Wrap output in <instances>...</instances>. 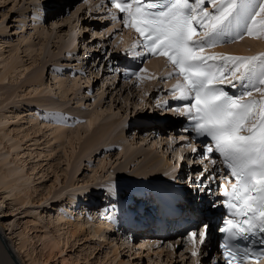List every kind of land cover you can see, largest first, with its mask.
<instances>
[{"label": "rangeland", "instance_id": "1", "mask_svg": "<svg viewBox=\"0 0 264 264\" xmlns=\"http://www.w3.org/2000/svg\"><path fill=\"white\" fill-rule=\"evenodd\" d=\"M97 5V0H0V76L5 73L4 65L11 62L15 67L0 81V174L8 169L17 173L3 175L0 182L8 184L13 177L24 174L23 180L28 179L22 188L27 186L31 191L28 202L20 203L17 196L23 192L16 195V188L5 190L9 196L6 203L0 204L1 236L15 251L18 264H188L189 260L180 257L184 252L181 244L176 248L173 241L151 229L147 217L143 223L137 218L145 212L143 201L149 205V191L158 202L171 203V197L176 196L170 192L176 176L189 188L187 198L194 203L195 197L202 194L189 177H195L200 170L195 162L190 164L188 152L181 156L185 145H175L181 136H169L180 121L178 116L157 107L165 96V81L143 79L138 85L124 86L118 77L115 84L114 53L129 46L130 35L122 30L111 35L109 30L114 24L110 26L109 18ZM261 41L264 39L248 37L240 44L249 47ZM225 52L230 53L227 49ZM246 52L256 55L264 48L258 46ZM36 78L42 84L35 91ZM56 112L65 115V137L59 141L51 134L56 125L49 117ZM90 115L96 119L88 128ZM100 129L106 131H102L101 141L88 142L92 133ZM150 160L155 162L153 166ZM174 168L181 174L175 175ZM158 169L165 172L168 185L163 191ZM131 185L135 191L129 188ZM71 198L75 200L72 204ZM125 201L129 204L126 212L131 215L135 210L137 220L130 222L129 214L124 217L127 222L117 219L123 215H118L117 207ZM193 205L201 207L200 202ZM62 215L74 223L81 221L80 215L94 218L95 224L105 225L107 220L111 226L103 227L105 237L92 236V223L86 224L85 218L84 227L71 228L66 220L60 221ZM37 221L44 222L43 227ZM209 226L205 248L214 254L215 235ZM146 230L170 242L169 247L161 241L152 245L151 238L137 242L131 239L135 232L142 235ZM44 234L59 239L58 246L44 249L40 242ZM118 234L128 237V245L139 250L121 244ZM145 240H150V248L142 246L146 251L139 245Z\"/></svg>", "mask_w": 264, "mask_h": 264}, {"label": "snow or ice", "instance_id": "2", "mask_svg": "<svg viewBox=\"0 0 264 264\" xmlns=\"http://www.w3.org/2000/svg\"><path fill=\"white\" fill-rule=\"evenodd\" d=\"M97 7L137 34L124 50L126 55L167 61L171 70L158 77L141 76L147 71L142 66L124 71L138 81L176 78L168 92L179 105L170 111L189 121L185 132L210 140L203 146L201 163L208 160L212 167L204 166L189 181L201 192L206 189L200 185H218L219 206L226 213L218 228L224 264H258L264 259V52L245 56L206 49L245 35L264 39V0H101ZM225 84L240 91L230 94ZM166 105L165 101L157 107ZM191 151L199 150L191 147ZM212 154L221 159H212ZM209 227L193 229L185 238L197 264L204 255ZM256 244L261 247L254 248ZM210 264L220 262L212 258Z\"/></svg>", "mask_w": 264, "mask_h": 264}, {"label": "bare ground", "instance_id": "3", "mask_svg": "<svg viewBox=\"0 0 264 264\" xmlns=\"http://www.w3.org/2000/svg\"><path fill=\"white\" fill-rule=\"evenodd\" d=\"M128 35V34H127ZM129 36V35H128ZM249 36H247V35H245L244 36V38L240 41V42H238V43H236L237 45H235L234 46V44L230 47V48H225L226 46H224V47H222V48H218L217 49V51H221V50H223V52H225V50L227 49L228 51H230V53L232 54V55H242V54H244L245 55V53L247 54V53H249V52H246V51H249V49L251 48L252 50H254V48L255 49H257V47L258 46H260L261 48H264V41H261V42H258V43H256V44H254V46H251V44L249 45V47H247L248 45L247 44H240V43H242L246 38H248ZM73 41V40H72ZM247 43V42H246ZM253 45V44H252ZM70 46H71V44H70ZM251 46V47H250ZM64 48V47H63ZM71 48V47H70ZM74 50V49H73ZM251 54H253V52L252 53H249V54H247V55H251ZM162 65V61L161 60H152V61H150V62H148L146 65H145V69L147 70L146 72L147 73H151V74H153L154 73V71H157L158 69H159V66H161ZM94 67V66H93ZM3 69H4V74L2 73V75L0 76V81H2V80H4L5 78H6V74H8L10 71V69H15V67H14V64L13 63H9V65H4L3 66ZM146 72H144V73H141V76H143L144 75V77H146V75H147V73ZM108 74V73H107ZM106 76V75H105ZM151 76V75H150ZM34 81H36V83H35V85H36V87L34 88V90L36 91L37 90V88H38V86H41V84H42V81L40 80V79H34ZM169 82H172L170 79H169V81L167 80L166 81V83H169ZM71 88H66V90H70ZM0 115H2V114H0ZM4 116V115H3ZM45 116L47 117V114H45ZM91 116V115H90ZM5 117V116H4ZM49 117L51 118V120H52V123L54 124V125H56V127H55V129L53 130V131H51V134L52 135H54V138L55 139H57L58 141L59 140H61V139H63V137H65V131H64V121H65V115H62L60 112L58 113V112H56V113H53V114H51V115H49ZM95 117H97V116H95ZM2 118V117H1ZM5 119H6V117H5ZM31 119V118H30ZM96 118H94L93 116H91L90 118H88V128H90L91 126H92V124L94 123V120H95ZM2 122V121H1ZM172 122V121H171ZM168 123V122H167ZM111 125V124H110ZM112 126V125H111ZM105 127V126H104ZM106 128V127H105ZM13 129V128H12ZM105 131V129H100L98 132H95V133H92V136L88 139L89 141L88 142H90V143H94V142H98L100 139H101V136H102V134H104V133H102V131ZM107 130V129H106ZM142 129H140L139 130V132L142 134V131H141ZM106 132V131H105ZM144 132V131H143ZM151 132V131H150ZM165 132L166 131H164V136H165ZM170 134H169V136L172 134V132L170 131L169 132ZM182 138L184 139V137L181 135V138H180V140H182ZM3 140V139H2ZM101 141V140H100ZM114 141H117V140H113L112 142H114ZM184 142V141H183ZM155 143V142H154ZM97 144V143H96ZM181 145L182 146V142L181 141H178V143H176L175 145ZM95 145V144H94ZM180 146V147H181ZM119 149H120V151L122 150L121 149V146L119 147ZM18 151V150H17ZM151 159V158H150ZM150 161H152V166H153V164L155 163L153 160H150ZM189 163V162H188ZM90 165V164H89ZM158 166L160 167L161 165H159L158 164ZM18 168V167H17ZM9 170V169H8ZM7 170V171H8ZM92 171H94L93 169H91ZM6 171V173L5 172H3V173H1L0 174V179H2V178H5V176H10V175H13V176H15V174H17L16 172H15V169H11L9 172H7ZM2 172V171H1ZM157 174L159 175L160 174V176L161 177H159L160 179L159 180H161L162 182H161V184H162V186L160 187L161 189H162V191L165 189V187H167L168 185H166V183H167V181H165V178H164V174H165V172L163 171V170H161V169H158V172H157ZM2 175V176H1ZM3 175H5V176H3ZM24 175V174H23ZM23 175H21V176H18L17 178H14L13 177V179H12V181L10 182V183H8V184H6V183H2V182H0V204L1 205H3V203H6V199H7V197L9 196V193L7 194V189H9L10 191H12L13 189L14 190H16L17 189V193H16V195L17 194H19V193H21V192H23V195H18L17 196V199L18 200H20V203H22V202H24V201H26V202H28V198L30 197V195H31V191L29 192V188L27 189L26 187L27 186H25V188H22L24 185H25V178H27L28 179V177H25L24 178V180H23ZM23 176V177H22ZM164 178V179H163ZM19 179H22L21 180V182H20V184H18L19 183ZM158 180V181H159ZM8 181V180H7ZM17 181H18V183H17ZM27 181H29V180H27ZM182 181H184V180H182ZM169 182V181H168ZM111 184V183H110ZM119 185V184H118ZM188 185V184H187ZM119 186H121V185H119ZM165 186V187H164ZM171 187V186H170ZM16 188V189H15ZM131 190H136V189H134V186L133 185H131V187H129ZM189 189V188H188ZM6 190V191H5ZM159 190V189H158ZM159 192V191H158ZM133 193V192H132ZM135 193V192H134ZM198 193V192H197ZM110 194V193H109ZM155 194H157V193H155ZM164 194V193H163ZM163 196V195H162ZM201 196V195H200ZM199 196V197H200ZM208 196V195H207ZM110 197H111V195H109V199H110ZM160 197V196H159ZM169 197V196H168ZM128 198V197H127ZM140 198V197H139ZM189 198V197H188ZM196 199L194 200V203H192L191 202V206L194 208L195 207V211L196 212H201V213H203V212H205L206 210L207 211H210V212H212V210L211 209H206L204 206V204L206 203L205 201H202L201 202V208H200V206H197V205H193V204H197L198 202H200L201 200L200 199H198L197 197H195ZM207 198V197H206ZM210 198H212L211 196H210ZM129 199H132V196L131 197H129ZM162 199H166V196L164 195L163 197H162ZM126 200V199H125ZM159 200V199H158ZM78 201V200H77ZM131 201H133V200H131ZM70 204H72V202H73V199L71 198L70 199ZM74 202H75V200H74ZM73 202V203H74ZM127 202L128 201H125V202H123L122 204H124L123 206H122V208H121V206L120 205H118V207H117V212H118V215H120V214H123V215H121V216H117V219L118 218H120V220H119V222H121L122 220H123V222H127L126 221V219L124 218L127 214H129L128 212H126V211H128V208H126V206H128L129 204H127ZM167 202H168V200H167ZM108 203V202H107ZM135 203V202H134ZM136 204V203H135ZM75 205V204H74ZM93 206V205H92ZM93 208V207H92ZM95 208V207H94ZM93 208V209H94ZM130 208V207H129ZM127 209V210H126ZM133 209V208H132ZM132 209H131V211H132ZM134 210V209H133ZM112 212V211H111ZM134 213H135V210L133 211V212H131V215H130V217H129V221L131 222V221H133L134 219H136L135 218V215H134ZM140 213V212H139ZM138 213V214H139ZM142 213H140V215H141ZM207 214H209V212H207ZM5 215V214H4ZM113 215V217L115 216V213L114 212H112V214H111V216ZM139 215V216H140ZM170 215H171V213H170ZM138 216V217H139ZM153 216V215H152ZM79 217V219H83V218H85V220H82L81 219V221H78L77 220V223L75 222H72V220H67V217L65 216V215H62L61 216V218H60V221H62V220H66V222L65 223H67V224H69V225H71L70 227L71 228H75L76 226H78V227H76V228H79V227H84V224H83V222L85 221L86 222V224H90V223H92V230L91 229H89L90 231H91V234H92V236H97V235H99V237L102 235V237H105L106 235H103V227H107V228H110V226H111V222H107V220H106V222H104L105 223V225L102 223V222H100V223H98L97 222V224H95L94 223V218H86L85 216L84 217H80V215L78 216ZM77 218V217H76ZM147 218H149V217H147ZM128 219V218H127ZM54 220L55 219H53L52 221H51V223L53 224L54 223ZM162 220V219H161ZM159 221L158 222V225H157V227H160V228H162V229H164V228H166V227H169L170 226V224H168L167 223V220H164V221ZM60 221L59 220H56L55 222L56 223H60ZM139 221V220H138ZM40 225L39 226H41V227H43V224H44V222H41V221H37ZM129 223V222H128ZM133 224V223H132ZM152 224V223H151ZM154 224V223H153ZM155 225V224H154ZM154 225H152V227H151V229L153 230L154 228ZM36 226H38V225H36ZM135 226V225H134ZM137 226V225H136ZM133 227V226H132ZM131 227V228H132ZM37 228H39V227H37ZM41 230H43V229H41ZM74 230V229H73ZM76 230V229H75ZM105 230V229H104ZM134 230V229H133ZM2 231H3V224H2V222H0V264H18V262L15 260V256H14V253H15V251H13V249L11 250L10 249V247H9V245L6 243V239H5V237L2 235L1 236V233H2ZM77 231V230H76ZM89 232V231H88ZM120 233V232H119ZM129 233V232H128ZM156 233V232H155ZM158 234L160 233V232H157ZM49 234V233H48ZM142 235H140L139 233L137 234L136 232H135V234H134V236L131 238V239H133L134 240V242L136 241H139L140 240V238H146V239H148V238H151V239H153L154 241L152 242V245L153 244H157V243H160V241L162 242V243H166V246L167 247H169L168 246V244L170 245V242H164V240H162V239H158L157 237L159 236H154V233L152 232V231H149V230H146V231H144L143 233H141ZM74 235V234H73ZM213 235H215L214 233H213ZM117 236H119V234L117 235ZM54 236H51V235H46V234H44L41 238L43 239V240H41L40 242H42V247L44 248V249H54L56 246H58L57 244H58V240H55L54 238H53ZM120 237V240H121V244H126L127 246H128V248H130V249H132V248H134L133 247V245L130 247V245H128L129 243H131L130 242V240L128 239V237L127 238H123V237H121V236H119ZM162 237V236H161ZM104 239V238H103ZM128 239V240H127ZM39 240V239H38ZM167 240L168 241H172V238L171 237H167ZM149 242H150V240H145L143 243L141 242V244H139L141 247L142 246H145L146 248H150L149 247ZM20 243V242H19ZM19 245V244H18ZM182 245V244H181ZM209 245V244H208ZM207 245H203L202 247H203V252H204V255L202 256V257H200L199 259H200V261H201V263L203 262V261H207L208 260V258H207V250H206V247ZM21 247V246H20ZM160 247V246H159ZM158 247V248H159ZM161 247H162V245H161ZM136 248V247H135ZM176 248H177V244H176ZM8 249H10L11 251H9ZM17 249H19V246L17 247ZM21 249V248H20ZM19 249V250H20ZM141 249V248H140ZM162 249V248H161ZM209 249V248H208ZM136 250H139V249H137L136 248ZM176 250V249H175ZM185 251L184 252H181V254H180V257L181 258H183L184 260H189L190 262L188 263V264H194V262H197V257H192L190 254H189V252H186V248L184 249ZM160 251H162V250H160ZM210 251V250H209ZM14 252V253H13ZM176 252V251H175ZM161 253V252H160ZM159 253V254H160ZM186 253V256H184L183 254H185ZM209 253H211V252H209ZM27 255V254H26ZM28 256V255H27ZM168 257V256H167ZM185 257H186V259H185ZM191 260H190V259ZM31 259V258H30ZM33 261H30V263L29 264H33L32 263ZM152 264H155V263H152Z\"/></svg>", "mask_w": 264, "mask_h": 264}]
</instances>
